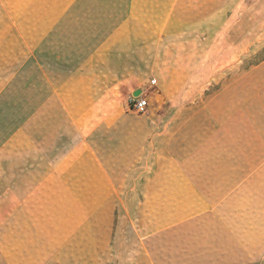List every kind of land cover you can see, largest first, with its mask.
<instances>
[{"label": "crops", "instance_id": "1", "mask_svg": "<svg viewBox=\"0 0 264 264\" xmlns=\"http://www.w3.org/2000/svg\"><path fill=\"white\" fill-rule=\"evenodd\" d=\"M221 1L0 0V264H264V13Z\"/></svg>", "mask_w": 264, "mask_h": 264}, {"label": "rangeland", "instance_id": "2", "mask_svg": "<svg viewBox=\"0 0 264 264\" xmlns=\"http://www.w3.org/2000/svg\"><path fill=\"white\" fill-rule=\"evenodd\" d=\"M243 1L244 3H246L247 1L248 10H249L248 19H250V13H252L254 8L257 6L260 7V9H262L264 13V0H225V2L224 0H222L220 5L231 6L232 9L231 13L226 16H229L231 18L232 25L239 22V16H240L239 7ZM256 24H259V27L261 28L255 31L252 37L249 36V42L251 43L247 46L246 49H243L242 47V54L239 51L240 47L233 46V50L231 52V54L234 56L233 57L234 62L232 65L233 69L235 68V66L237 68L239 66L241 67L251 66L252 64L258 63L259 61L264 59V14L261 17L260 22H257ZM250 33H252V30L251 31L249 30V34ZM231 35H232V40L236 41L240 37L239 29L238 28L233 29ZM236 53L238 56L235 55ZM239 55H241V61Z\"/></svg>", "mask_w": 264, "mask_h": 264}, {"label": "built area", "instance_id": "3", "mask_svg": "<svg viewBox=\"0 0 264 264\" xmlns=\"http://www.w3.org/2000/svg\"><path fill=\"white\" fill-rule=\"evenodd\" d=\"M150 83L155 84V79H151ZM128 101L130 108L136 112H145L147 109V99L145 97L144 91L142 90L139 95L131 96Z\"/></svg>", "mask_w": 264, "mask_h": 264}, {"label": "water", "instance_id": "4", "mask_svg": "<svg viewBox=\"0 0 264 264\" xmlns=\"http://www.w3.org/2000/svg\"><path fill=\"white\" fill-rule=\"evenodd\" d=\"M141 92V89H136L134 92H133V96H137L139 95V93Z\"/></svg>", "mask_w": 264, "mask_h": 264}]
</instances>
